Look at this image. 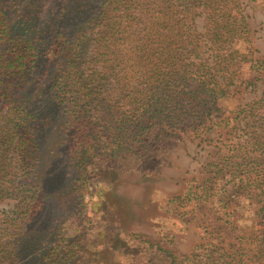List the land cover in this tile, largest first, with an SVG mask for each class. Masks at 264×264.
<instances>
[{
	"label": "trees",
	"instance_id": "1",
	"mask_svg": "<svg viewBox=\"0 0 264 264\" xmlns=\"http://www.w3.org/2000/svg\"><path fill=\"white\" fill-rule=\"evenodd\" d=\"M244 1L0 0V200L15 202L0 212V264H80L95 222L74 203L70 233L58 192L87 190L100 167H155L178 130L226 149L167 202L180 216L208 207V237L181 256L129 242L146 264H264V91L231 102L253 84L243 65L264 71L242 47Z\"/></svg>",
	"mask_w": 264,
	"mask_h": 264
},
{
	"label": "rangeland",
	"instance_id": "2",
	"mask_svg": "<svg viewBox=\"0 0 264 264\" xmlns=\"http://www.w3.org/2000/svg\"><path fill=\"white\" fill-rule=\"evenodd\" d=\"M242 8L250 31L249 40L243 42L242 47L250 46L254 49L253 56L264 60V0H245ZM203 26L204 18L199 17L196 27L203 32ZM248 66V63L242 66V75L253 84L237 93L231 89V94H235L231 97L232 105L250 102L264 91V71L253 72ZM178 135L172 138L164 158L155 167L142 164L127 169L100 167L87 190L58 192L54 200L64 211L60 219L68 221L70 233L77 228L75 212L69 209L74 203L81 202L77 204L78 210L85 208V213L95 222V233L88 236L80 264H146L148 255L129 242L133 236L158 244L176 256L190 254L208 237V225L215 220L208 207H189L188 212L180 216L178 207H167V202L170 197L181 194L191 180L213 177L217 170L214 162L226 149L218 135L211 131H206L203 139L202 135L190 131L178 130ZM74 194L79 196L75 198ZM14 208V201L0 200V212ZM68 216L70 219H66ZM37 218L39 223L46 220L43 213ZM22 225L23 221H15L11 232Z\"/></svg>",
	"mask_w": 264,
	"mask_h": 264
}]
</instances>
